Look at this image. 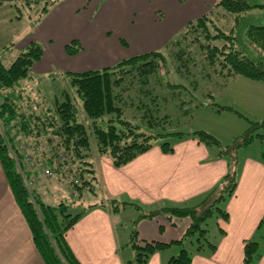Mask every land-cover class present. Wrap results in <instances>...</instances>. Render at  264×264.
<instances>
[{
	"label": "trees",
	"instance_id": "trees-1",
	"mask_svg": "<svg viewBox=\"0 0 264 264\" xmlns=\"http://www.w3.org/2000/svg\"><path fill=\"white\" fill-rule=\"evenodd\" d=\"M48 8L45 13L50 10ZM254 9L264 10V0H218L208 14L189 23L163 51L133 56L101 70L64 73L81 98L87 119L91 120L87 125L80 121V110L66 93V99L55 109L47 108L39 113L37 106H25L27 97L23 82L30 79L34 65L43 57L40 44L32 42L9 67L0 62V161L45 264H81L68 245L66 234L88 211L99 205L87 209L81 205L83 211L73 216L69 205L74 206L75 201L63 200L59 206H52L45 203L37 191L35 205L7 148L8 143L20 136L35 139L36 146L46 147L54 158L64 153L73 154L78 167L82 168L76 175L82 184L73 182L80 194L83 183L95 186L93 182L98 180L94 163L90 162L92 140L97 153L109 155L117 168L149 151L158 141L170 137L196 139L208 147L217 148L219 157L229 161L230 170L224 179L196 207L162 208L172 215L191 218L183 239L175 243L180 252L166 264H192L194 253L186 246L191 240L196 243L198 253L216 249V244L209 239L208 221L214 216L229 220L228 212L221 206L234 195L238 186L239 151L253 142V132L263 127L264 122L252 123L243 137L236 138L228 146H223L218 138L205 131L184 132L179 128L187 125L194 109L202 105L196 93L200 91L201 80L223 78L224 86L237 77L264 82V18L251 16L249 13ZM229 15L234 17V24L227 32L218 21ZM65 49L74 55L82 46L74 40ZM167 54L175 57L173 62L177 64V71L174 64L171 69ZM176 74L183 81L176 80ZM198 78H201L200 82ZM204 97L209 99L208 103L204 102L205 106L214 111L233 110L212 103L214 96L211 93L204 94ZM170 99L178 112L179 122H182H178L177 127L171 113H163ZM160 146L166 153L174 151L169 142H161ZM53 162L54 159H50L46 167L52 166ZM68 162L62 164L63 168ZM101 205L117 213L132 204L107 200ZM155 215L152 212L148 217ZM220 232L225 233L222 229ZM129 245L135 252V258L129 264H147L156 252L169 247L161 242L139 241L137 230L133 231ZM244 254L245 264H255L261 257L259 241H247Z\"/></svg>",
	"mask_w": 264,
	"mask_h": 264
},
{
	"label": "crops",
	"instance_id": "crops-1",
	"mask_svg": "<svg viewBox=\"0 0 264 264\" xmlns=\"http://www.w3.org/2000/svg\"><path fill=\"white\" fill-rule=\"evenodd\" d=\"M68 1L60 3V12L71 9ZM123 1L130 9V24L136 31L133 35L136 43L133 49V42L128 44L127 54L135 56L162 51L189 23L208 14L217 3L216 0ZM41 62L35 67L38 72L45 71ZM116 62L113 57L101 69L112 67ZM256 86L264 91V84ZM242 97L252 99L248 93ZM259 103L264 106V100ZM171 145L172 153H166L156 145L120 168L115 167L111 159H105L99 169L104 198L66 234V241L81 264H129L135 258V252L129 245L135 230L141 242L169 245L156 252L147 264H166L180 250L175 243L183 239L191 220H172L167 216L152 218L148 217L149 213L160 206H198L224 179L230 166L227 158L219 157L217 148L208 147L196 139H178ZM238 157V186L234 195L222 205L229 214V220L224 221L218 216L211 219L214 224H208L207 229L216 249L198 253L196 243H192V264H245V243L253 239L259 241L261 254L255 264H264V225L261 226L264 219V160L251 154ZM43 183L37 179L35 184V190L41 195ZM107 200L139 208L129 205L114 213L101 205ZM127 211L133 212L132 218L125 222L116 219ZM220 229L225 233L221 234ZM0 264H45L1 161Z\"/></svg>",
	"mask_w": 264,
	"mask_h": 264
},
{
	"label": "rangeland",
	"instance_id": "rangeland-1",
	"mask_svg": "<svg viewBox=\"0 0 264 264\" xmlns=\"http://www.w3.org/2000/svg\"><path fill=\"white\" fill-rule=\"evenodd\" d=\"M54 1L57 2L52 6L51 3ZM63 1L0 0V62L9 67L21 53L26 52L32 42L40 44L43 48V57L39 62L42 61L41 65L45 71L39 70L40 73L36 71L35 67H38L39 63L37 62L32 69L30 79L23 82V89L26 91L25 96L27 97L24 101L25 106L33 104V106H37L39 113L47 110V108L55 109L58 103H62L66 99V93L79 108L80 121L87 125L91 123V120L87 119L82 110L81 98L78 97L64 73L99 70L106 66V63L111 61L113 57L116 58L115 64H117L121 60L135 56L127 54L129 49L127 46L133 42L131 44L133 49L136 43H134L136 39L133 35L136 34V31L130 24L131 15L128 13L130 9L123 0H70L67 3H71V9L60 12V3ZM46 7L50 8L47 13H45ZM147 14L150 15V13ZM249 14L264 18V10L261 9H254ZM218 24L228 32L234 24V17L229 15L220 22L218 21ZM74 40L80 42L82 49L78 54L72 55L65 48L67 45H72ZM170 52L172 54L174 51ZM110 57L111 60H109ZM167 57L171 61V69L174 64L175 71H177V64L173 62L175 57H169L168 54ZM200 64L199 62V67ZM198 69L201 71V68ZM184 71L182 70V72ZM176 75H174L176 80L183 81L179 74ZM200 79L197 80L200 82ZM223 81V78L219 77H214L212 80H201L200 91L196 93L202 105L194 109L192 118L188 119L189 123L187 122V125L179 128L181 131H205L218 138L223 146H228L236 138L243 137L252 127V123L261 124L264 122V106L259 103L264 100V91L261 90V87L256 86L257 84H264V82L237 77L232 81H227L228 85L226 83L224 86ZM249 82L254 84H249ZM208 93L214 96L213 101L210 100L212 103L220 107L233 108V110L225 109L218 112L210 106H205L204 102L208 103L209 99L205 98L204 94L208 95ZM247 93L252 99L242 97ZM164 112L171 113L177 127L178 112L175 111L174 102L171 99L168 105L166 103ZM128 115H132L131 110L128 111ZM253 134L255 135L253 142L243 147L239 151V155L242 157L251 154L264 160V126L254 131ZM258 135H262V137ZM175 140L178 138L164 139L170 144ZM164 141H158L156 145H160ZM36 142L33 138L20 136L15 138L14 142L7 144L16 169L31 195L32 202L36 205L34 197L37 196V190H35V184L39 179L44 182L42 197H44L45 203L49 202L54 206H59L63 200L75 201L74 206L69 205V211L73 216L83 211L81 207L87 209L94 204L99 205L101 199L104 198L101 179L99 181V169L103 167L105 159L112 160V158L109 155L97 153L95 142L92 140L90 162L94 163L98 180L92 181L95 186L83 183L82 194H80L73 187V182L82 184L76 176L78 169L82 168L78 167L74 155L64 153L60 157L54 158L46 147L36 146ZM50 159H54V162L48 168L46 165ZM64 160L69 162L63 168ZM87 167L84 166V168ZM47 169L51 171L50 176L45 173ZM76 169L77 172H75ZM85 179L89 180L90 178L88 176ZM221 207L223 208V206ZM162 208L164 207L160 206L155 212L153 211L156 213L154 217L167 216L171 217L172 220H191L190 217L181 218L172 215L168 210ZM131 211L122 213L116 219L123 222L129 220L133 216ZM208 224L213 225L214 222L210 220ZM191 241L187 242L189 249L192 243L195 245V242ZM179 252L180 250L176 251L174 256Z\"/></svg>",
	"mask_w": 264,
	"mask_h": 264
},
{
	"label": "built area",
	"instance_id": "built-area-1",
	"mask_svg": "<svg viewBox=\"0 0 264 264\" xmlns=\"http://www.w3.org/2000/svg\"><path fill=\"white\" fill-rule=\"evenodd\" d=\"M45 173H46V175H48V176L51 175V171H50L49 169H47V170L45 171Z\"/></svg>",
	"mask_w": 264,
	"mask_h": 264
}]
</instances>
